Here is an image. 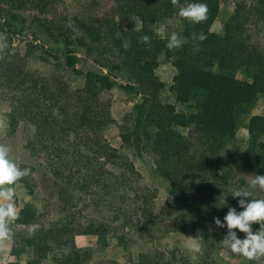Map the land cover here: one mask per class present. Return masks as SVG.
Listing matches in <instances>:
<instances>
[{"label": "trees", "instance_id": "trees-1", "mask_svg": "<svg viewBox=\"0 0 264 264\" xmlns=\"http://www.w3.org/2000/svg\"><path fill=\"white\" fill-rule=\"evenodd\" d=\"M47 2L0 0V20L4 21L0 31L7 36L10 23L6 15L16 20V12L28 5L37 13L30 21L51 41L62 43L67 67L78 72L73 67L75 51L69 47L73 45L83 48L89 56L98 54L91 61L100 70L84 72L78 88L70 89L59 75L50 84L38 73L26 70L24 55H18L8 42L9 48L0 59V95L9 106L4 137H13L21 124L26 134L23 150L30 162L17 164L21 169H30V174L18 182L28 194L40 186L50 204L42 212L31 203L22 204L19 219L9 224L13 233L9 253L18 258L30 251L31 257L24 264H41L49 252H53L52 264H81L88 250L75 246V234L95 235L96 242L105 245L108 225L96 218L102 206L93 195L99 188L108 195L113 188L127 189L132 175L138 176L132 163L101 133V128L114 120L108 103L99 99V94L116 84V75L126 80L118 83L121 89L140 94V100L133 105L130 127L117 125L121 142L138 152L150 153L155 171L168 182L169 195L193 207L198 222L211 227L213 241L224 238L227 228L217 227L214 218L222 220L229 207L237 212L243 210L238 204L240 197L230 195L229 200L219 188L232 176V160L235 158L253 177L264 175V141L260 140L264 137V115L248 117L244 124L247 141L239 156L230 149L223 158L217 156L232 141L258 94L264 102V52L248 34L251 22L264 24V0L238 1L223 23L222 34L209 29L217 14L218 0H179V5H173L171 0H115L120 11L136 17L141 24L138 29L124 32L126 44L116 34L112 17L102 18L97 25L77 18L70 23H56L52 18L39 17L46 12ZM187 3H206L208 19L193 24L183 18L175 33L188 38L189 43L170 51L167 40L157 36L153 27L177 14L179 7ZM193 33H203L207 38L193 41ZM142 35L150 37L149 45L138 42ZM159 54L175 70L169 91L177 103L191 100V110L175 111L172 104L159 99L163 84L154 75ZM238 71L249 81L235 78ZM177 127L188 129L189 137ZM240 182L246 184L242 178ZM254 198L259 196L254 193ZM83 211L88 216L85 225L80 221ZM48 216L54 217L45 219ZM252 229L259 230V224H252ZM233 231L238 238L245 237L239 230ZM210 248L206 246L203 259L195 264H219L211 257ZM137 258L138 264L159 263L153 254L138 253ZM9 264L21 263L16 260Z\"/></svg>", "mask_w": 264, "mask_h": 264}, {"label": "rangeland", "instance_id": "rangeland-1", "mask_svg": "<svg viewBox=\"0 0 264 264\" xmlns=\"http://www.w3.org/2000/svg\"><path fill=\"white\" fill-rule=\"evenodd\" d=\"M47 1L46 12L39 17L52 18L56 23L63 21L70 23L73 18H77L97 25L102 18L112 17L116 34L122 37L123 44L127 43L123 38L125 31L141 27L140 21L136 17L120 11L119 3H116L115 0ZM238 1L240 0H218L217 14L209 27L211 31L222 34L223 23L229 18ZM11 11L15 12L12 9ZM36 14V10L27 5L16 12V20H10L6 15V19L10 23L7 41L18 55H24L23 61L26 70L38 73L50 84L54 81L55 75H59L68 83L70 89L80 87L84 72L87 70L98 72L100 70L91 61L92 58L98 57V54L91 53L89 56L83 48L70 45V49L75 51L76 56L73 67L78 72L71 70L64 63L62 52L65 49L62 43L51 41L30 21L31 17ZM182 19L178 13L174 14L164 22L156 24L153 27L154 32L161 38L165 33L171 35L179 28ZM248 25V34H250L252 41L264 52V24L259 21L257 23L251 22ZM0 33L2 32L0 31ZM112 51L115 52L114 49ZM26 52L27 54H25ZM103 57L108 58L106 55H102ZM157 61L154 75L163 84L159 90V99L162 102L172 104L175 111L187 112L191 110V100L182 104L177 103L168 89L175 72L170 61L164 58L162 54L157 56ZM234 76L249 81V78L244 76L242 72H235ZM115 80L114 86L101 91L99 94V99L108 103L110 117L114 120L101 128V133L111 147H114L118 153L132 163L138 176L135 178L132 175L127 183V189L113 188L109 195L101 188L99 190L98 187L96 188L98 190L97 195H93V197L96 199V203L98 202L102 207L94 214L99 221L108 225L104 236L105 245L101 246L97 243L95 235L75 234L73 237L75 246L88 250L87 256L81 264H138V253L153 254L158 259V264L200 263L204 252L203 254L196 253L189 247L191 244L189 237L195 238L198 235L203 237L201 242L203 251L207 245H210L209 253L219 264H261V257L250 261L242 255L231 254L222 245L223 238L213 241L210 238L211 227L208 224L198 222L193 207L187 206L177 197L169 195L168 182L155 171L153 156L146 150L138 152L133 147L121 142L117 125L120 123L130 127L133 105L140 100V94L127 92L118 86V83H126L125 78L116 75ZM8 110L7 101L0 95V144L10 146V158L16 163H29L27 153L23 150L26 134L23 133L21 124L17 126V131L13 137L8 139L4 137ZM250 115H264L262 95H257L253 106L247 114L243 115L232 141L225 146V150L217 154L218 157L223 158L226 150L229 149L235 152L237 156L242 153L247 141V131L244 124ZM176 129L184 136L189 137L188 129L179 127ZM260 140L264 141V137H261ZM230 168L232 176L219 187L221 195L229 200L233 189L247 187L246 184L253 177L249 171L235 162V158L232 160ZM111 169L114 172L118 171L116 167ZM240 178L246 184H241ZM193 179L194 183L197 184V178L194 176ZM216 180L220 182L219 177ZM13 187L15 188L14 202L17 210L25 202L34 205L38 212L49 207L50 204L47 203L40 186L33 187L30 194L20 182H17ZM254 193L259 196V199H264V191L257 189ZM52 201L54 202L53 199ZM85 213L83 211L80 217L83 225L86 224L88 218ZM52 217L54 216H48L45 219ZM221 222L223 223V219ZM11 244V239L0 241V264H9V262L16 260L21 264L26 263L31 257V252L27 250L16 258L9 253ZM52 255L53 252H49L41 264L54 263L51 258ZM58 255L59 253L55 251V256Z\"/></svg>", "mask_w": 264, "mask_h": 264}, {"label": "clouds", "instance_id": "clouds-1", "mask_svg": "<svg viewBox=\"0 0 264 264\" xmlns=\"http://www.w3.org/2000/svg\"><path fill=\"white\" fill-rule=\"evenodd\" d=\"M173 5H179V0H171ZM208 6L206 3H187L180 6L178 15L189 20L193 24H198L208 19ZM0 23H4L0 20ZM167 40L166 47L170 51H175L183 45L189 43L188 38L179 36L173 32L171 35L162 37ZM207 37L203 34L193 33V41L203 42ZM138 42L149 45L150 37L142 35ZM9 44L5 33H0V59L4 58ZM198 50V49H197ZM11 148L5 144H0V241L12 239L13 233L9 227L11 221L19 219V213L14 202L15 185L25 176L30 174V169H21L18 164L10 158ZM264 191V175H255L248 182L245 188H235L232 191L233 197H240L238 204L242 211L237 212L235 208L229 207L227 214L223 218V223L219 218H214L217 227H227L228 232L221 241L222 245L234 254H239L252 261L264 257V199L254 198L255 190ZM221 203L225 204L223 198ZM259 224V230L253 231L252 224ZM234 229L245 234L243 239L237 237ZM34 230V229H33ZM32 232L29 233L31 235ZM191 240L190 249L193 252L203 254L201 242L203 237H189Z\"/></svg>", "mask_w": 264, "mask_h": 264}]
</instances>
